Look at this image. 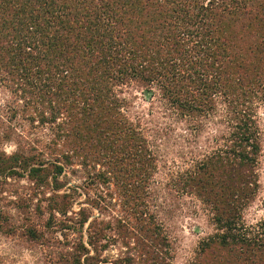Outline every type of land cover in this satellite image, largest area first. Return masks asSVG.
Here are the masks:
<instances>
[{
    "label": "trees",
    "instance_id": "1",
    "mask_svg": "<svg viewBox=\"0 0 264 264\" xmlns=\"http://www.w3.org/2000/svg\"><path fill=\"white\" fill-rule=\"evenodd\" d=\"M129 89L148 103L159 98L195 134L207 121L220 127L180 179L214 227L195 264H264V218L249 227L242 217L258 193L264 141V0H0V91L14 117L49 132L45 150L0 154V172L8 161L36 188L50 178L56 192L77 165L86 193L111 188L115 200L96 192L90 205L100 215L118 207L111 221H91L86 244L84 210L76 213L79 240L67 264H133L99 255L109 231L126 246L131 239L139 264H168L167 236L148 200L156 157L127 117ZM9 139L0 133V142ZM30 163L37 166L27 170ZM69 200L51 193L47 212L66 218Z\"/></svg>",
    "mask_w": 264,
    "mask_h": 264
},
{
    "label": "rangeland",
    "instance_id": "2",
    "mask_svg": "<svg viewBox=\"0 0 264 264\" xmlns=\"http://www.w3.org/2000/svg\"><path fill=\"white\" fill-rule=\"evenodd\" d=\"M124 96L129 101L127 117L140 126L156 157V171L148 188V200L151 212L162 224L167 236L166 262L195 264L200 242L213 234L214 227L208 210L197 197L187 193L180 179L195 160L211 149L212 137L220 127L217 120L207 121L204 128L195 134L190 124L178 119L159 98L145 102L140 92L134 89L127 90ZM10 101L9 94L0 91V133L10 135L9 141L0 142V154L10 156L20 148L45 150L49 143L48 130L40 125L31 126L22 117H14L8 111ZM263 113L260 109L259 114ZM261 118L264 130V115ZM19 134H22L21 139ZM32 163L27 164V170L37 166ZM17 166L4 162L0 172V264H67L64 257L71 253L72 245L79 240L74 232V228L79 227L76 213L81 208L84 210L85 222L80 226L83 244H86V231L94 218L99 216V219L109 222L111 216L117 214V206L112 205L108 213L100 215L90 205L89 200L96 192L102 193L105 200L110 199L112 204L115 200L107 195L111 188L107 191L104 187L96 189L88 186L86 193L82 188L84 173L77 165L65 169L59 177L63 187L56 192H51L50 178L47 180L49 186L36 188L28 180V171L22 172ZM14 171L19 173L12 175ZM257 176L258 193L242 212L243 221L249 227L264 218V141ZM53 192L70 195L66 218L57 213L50 216V208L47 212L46 198ZM107 235L113 236V239L101 241L105 247L99 255L110 263L126 256L132 258L133 264H139V258L132 251L131 239L124 240L129 244L126 246L119 238L121 234L117 236L109 231ZM89 251L92 255V249L89 248ZM124 264L127 262L124 261Z\"/></svg>",
    "mask_w": 264,
    "mask_h": 264
}]
</instances>
